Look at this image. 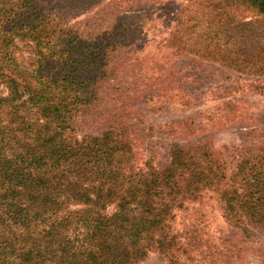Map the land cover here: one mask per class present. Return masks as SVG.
<instances>
[{"label": "trees", "instance_id": "trees-1", "mask_svg": "<svg viewBox=\"0 0 264 264\" xmlns=\"http://www.w3.org/2000/svg\"><path fill=\"white\" fill-rule=\"evenodd\" d=\"M125 1L130 10L116 12ZM143 1L0 0V264H137L152 251L192 258L201 233L176 230V211L208 191L229 224L264 230V140L237 146L232 172L203 140L173 143L164 167L137 164L138 122L120 114L125 107L111 110L134 84L118 50L137 40L129 11ZM186 2L187 26L175 25L169 42L264 74V0ZM106 6L111 25H79ZM93 117L102 133L80 136V121Z\"/></svg>", "mask_w": 264, "mask_h": 264}, {"label": "rangeland", "instance_id": "rangeland-1", "mask_svg": "<svg viewBox=\"0 0 264 264\" xmlns=\"http://www.w3.org/2000/svg\"><path fill=\"white\" fill-rule=\"evenodd\" d=\"M186 3L148 0L143 1L142 10L129 11V20H134L141 32L132 47L119 46L118 53L125 51L122 61L128 67L120 70L127 75V83L134 84L111 113H118L117 108L122 106L128 112L120 114L131 123L138 122L135 151L139 165L151 158L155 166L164 167L171 160L173 143L203 140L220 153L228 172H232L237 146L264 140V74L236 70L169 42L175 25L187 26L182 19ZM130 4L125 1L116 12L130 10L126 7ZM93 11L78 19L85 31L104 29L115 20L114 13L110 14L112 6ZM249 12L252 15L253 11ZM19 45L23 48L21 59L31 56L28 47ZM0 89L7 92L4 85ZM216 107L219 110H213ZM103 122L97 118L80 121L78 134L99 135ZM186 207L176 211L175 228L183 232L188 226L197 227L190 230L201 233L192 258L176 251L174 260L169 261L162 253L152 251L137 264H264V230L244 231L229 224L222 216L216 191L187 202Z\"/></svg>", "mask_w": 264, "mask_h": 264}]
</instances>
